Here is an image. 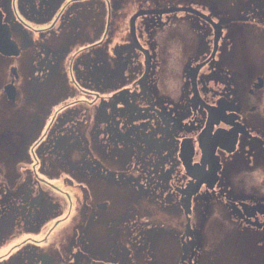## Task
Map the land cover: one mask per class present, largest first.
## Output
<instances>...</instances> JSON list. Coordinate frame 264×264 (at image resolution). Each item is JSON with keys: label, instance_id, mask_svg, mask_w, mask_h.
<instances>
[{"label": "flooded vegetation", "instance_id": "obj_1", "mask_svg": "<svg viewBox=\"0 0 264 264\" xmlns=\"http://www.w3.org/2000/svg\"><path fill=\"white\" fill-rule=\"evenodd\" d=\"M84 1L0 0L2 23L20 50L0 54L13 60L9 81L0 79V99L18 103L30 66L33 99L35 85L48 87L51 105L42 131L15 132L26 150L15 144L10 124L0 132V151H22L29 166L18 172L14 190L0 189V244L16 242L0 264H42L44 256L54 264L42 243L83 209L79 237L59 264H113L117 251L122 260L114 264H227L234 256L240 264H264V182L248 183L264 175V0L133 2L128 35L111 48L103 45L111 1L86 8ZM104 8L107 28L99 39ZM177 16L188 20L193 38L181 45L173 34L156 37ZM52 36L60 49L46 42ZM28 48L29 65L14 62ZM175 80L181 89L174 98L167 93ZM7 112V120H18ZM18 124L29 133L35 126ZM47 166L65 171L66 190L38 171ZM78 184L105 188L112 205L124 204L121 217L112 224L110 201L98 197L76 208L71 192L79 197L84 190ZM174 215L184 218L182 231ZM196 216L218 220L219 229L202 239L192 226ZM96 223L107 227L104 255L90 249L91 236L105 232ZM123 228L129 245L118 242ZM163 235L177 245L164 251L167 262L156 251ZM133 250L141 261H131Z\"/></svg>", "mask_w": 264, "mask_h": 264}, {"label": "rangeland", "instance_id": "obj_2", "mask_svg": "<svg viewBox=\"0 0 264 264\" xmlns=\"http://www.w3.org/2000/svg\"><path fill=\"white\" fill-rule=\"evenodd\" d=\"M112 3V11H111V22H110V28L107 40L104 42L103 45L108 44V46L114 47L117 44L121 43L122 40H124L128 33V28L132 21L133 13L136 11L137 7L133 6V2L135 3H141L142 0H110ZM96 2H99V0H96ZM93 3V0L84 1L81 2L82 7H90ZM106 19H108V11L104 8L101 10L100 13V20L102 23L101 30L99 33V39L104 37L105 31H106ZM140 19H138L137 25L139 24ZM166 23L169 22L172 25H168L165 30L159 31L156 35V37L162 38L163 36L167 34H173L175 38L180 40L181 45L184 44V42L188 39H192L193 36L191 35L189 31V22L187 19L182 18L180 16H177L176 19L170 18L169 20H165ZM173 23H177L179 25H174ZM49 43L53 48L60 49L61 44L60 42H57L54 36L50 38V40L46 41ZM71 43V42H70ZM25 54H22V57L16 58L14 62L16 63H27L29 65V55L31 54V50L25 49ZM182 54V49L177 53V55ZM13 60L9 59H3L0 58V79L11 76V66H12ZM8 67V68H7ZM30 77H31V69L30 66H28L25 69L24 73V85L25 89L22 94V97L19 99L17 104L8 105L4 98L0 99V132L3 130V126H6L10 124V127L7 128L12 132L11 136L13 137V140L18 147L21 149L26 150V145L24 144V140L22 138H19L15 135V132L21 133L23 135L32 134L36 130H38L37 133H39L41 130V120L42 115L49 109L50 101L48 98V87H43L41 85H35L37 87L36 97L37 101L33 99L34 95L31 93V83H30ZM9 81V78L6 80V82ZM1 88V87H0ZM1 94V92H0ZM50 94V92H49ZM13 99V97H12ZM11 108L13 109L17 121L14 122V120L9 121L7 118L9 117V113L7 110ZM17 110L19 113L16 115ZM23 122H31L34 123L35 126H31L32 131L29 133L30 128L23 127V125H19L17 128L18 121ZM15 125L13 126V124ZM15 130V131H14ZM7 137L9 136V131L6 132ZM5 141V140H4ZM1 146V145H0ZM26 158L22 151L16 152V153H6L0 151V189L2 187L4 188H11L14 185V182L17 180V174L18 172H25L28 170L29 166L25 163ZM104 165L107 167H112V162L105 161ZM38 171L41 173V175L52 182L53 184L57 185L58 188H63L66 190L67 187V180L64 177L65 171L61 168L55 167V166H47L46 170H42L41 167H38ZM76 182V181H75ZM77 186H83L84 190H78V196L73 195V201L74 205L77 208L79 204H85L88 203L89 206L92 201H94L95 198H101L100 201H110L109 206L111 210V214L107 219L112 218V224L115 222L116 219L120 218L119 215L121 212L124 211V204L121 203H114L112 205V194L109 193L105 188L103 187H97L95 185L91 186H85L83 184H78ZM57 196V194H54ZM61 197V195H59ZM105 197V198H104ZM62 198V197H61ZM63 200V198L61 199ZM89 206H85L89 207ZM113 210V214H112ZM64 218V217H63ZM62 218V219H63ZM58 219H61L59 217ZM175 227L182 231L184 229V223L185 220L181 215H174L172 218ZM84 221V209L80 210L78 213H76L73 217V219L69 223L60 224L59 227L53 232V234L49 237L47 242L42 243L41 250L45 253L50 254L53 256L56 261L54 264H59L68 253L70 244L72 242H75L77 238L79 237V231L81 230V224ZM192 226L193 228L197 229L202 237V239L209 238L216 230L219 228L217 227L218 220L214 221L207 217H201L196 216L192 218ZM95 228H99L102 230H105V232L101 233L98 236L92 235L91 236V250H96L100 255H104L108 252V233H107V227L104 226L101 223H96ZM118 228V227H117ZM224 229H231V228H224ZM40 237V236H39ZM38 237V239H39ZM24 237L23 239H25ZM34 238V237H33ZM22 239V240H23ZM35 239V238H34ZM88 239V238H87ZM131 237L129 234H127L126 230L124 228L122 229V233L118 239V242L123 245H129L130 244ZM17 240V239H16ZM139 242V240H138ZM16 242H13L12 239H9L7 242L6 239L1 242L0 244V263L2 262H8L10 260V256L13 254L12 249ZM79 245V246H78ZM75 245L73 247V251L76 252L80 248V244ZM170 248V249H168ZM157 256L159 261L161 262H167L168 256L167 253L164 251H177V245L173 246V242L171 238L166 237V235L162 236V242L161 245L157 248ZM131 261H141V255L140 253H137L136 250H133L130 254ZM120 252L117 251V256L112 257V263H120L121 261ZM241 258L239 256H234L231 259L228 260L227 264H240ZM166 264V263H165Z\"/></svg>", "mask_w": 264, "mask_h": 264}, {"label": "water", "instance_id": "obj_3", "mask_svg": "<svg viewBox=\"0 0 264 264\" xmlns=\"http://www.w3.org/2000/svg\"><path fill=\"white\" fill-rule=\"evenodd\" d=\"M0 54L4 56H18L20 50L14 40H12V34L7 24L2 23V17L0 15ZM260 208V207H259ZM260 212L264 214V207L260 208ZM42 264H50V259L47 256L42 258Z\"/></svg>", "mask_w": 264, "mask_h": 264}, {"label": "clouds", "instance_id": "obj_4", "mask_svg": "<svg viewBox=\"0 0 264 264\" xmlns=\"http://www.w3.org/2000/svg\"><path fill=\"white\" fill-rule=\"evenodd\" d=\"M180 89H181V83L179 80L169 81L167 94L173 96L174 98L178 97L180 93ZM248 183H249V187H252V186L259 187L260 186L259 180H256L255 182L249 181Z\"/></svg>", "mask_w": 264, "mask_h": 264}, {"label": "snow or ice", "instance_id": "obj_5", "mask_svg": "<svg viewBox=\"0 0 264 264\" xmlns=\"http://www.w3.org/2000/svg\"><path fill=\"white\" fill-rule=\"evenodd\" d=\"M258 180H259L260 182H264V175H262V176H258Z\"/></svg>", "mask_w": 264, "mask_h": 264}, {"label": "bare ground", "instance_id": "obj_6", "mask_svg": "<svg viewBox=\"0 0 264 264\" xmlns=\"http://www.w3.org/2000/svg\"><path fill=\"white\" fill-rule=\"evenodd\" d=\"M9 190V189H8ZM10 190H14V187H11V189Z\"/></svg>", "mask_w": 264, "mask_h": 264}]
</instances>
